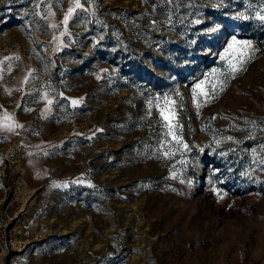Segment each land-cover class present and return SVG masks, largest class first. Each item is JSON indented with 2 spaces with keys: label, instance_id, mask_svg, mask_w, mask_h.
Returning <instances> with one entry per match:
<instances>
[{
  "label": "rangeland",
  "instance_id": "rangeland-1",
  "mask_svg": "<svg viewBox=\"0 0 264 264\" xmlns=\"http://www.w3.org/2000/svg\"><path fill=\"white\" fill-rule=\"evenodd\" d=\"M79 3L0 0V264H264V0Z\"/></svg>",
  "mask_w": 264,
  "mask_h": 264
},
{
  "label": "snow or ice",
  "instance_id": "snow-or-ice-1",
  "mask_svg": "<svg viewBox=\"0 0 264 264\" xmlns=\"http://www.w3.org/2000/svg\"><path fill=\"white\" fill-rule=\"evenodd\" d=\"M76 7H77V8L81 7V5H80V3H79V0H76ZM73 11H74V9H69V10H68V15H66V16H65V19H64V23H65V24H67V22H68V18H69V16H71V14H72ZM261 19H264V17H261ZM234 42H235V41H234ZM229 47L231 48L232 45H229ZM233 70H235V69H233ZM196 87H197V89H201V90H202V85H201V84H197ZM165 101L167 102V97H165ZM48 103H51V101H48ZM77 103H79V102H78V101H75V100L72 101V104H73V105H75V104H77ZM161 115L163 116V112L161 113ZM6 119H10V118H7V117H6ZM164 119L167 120L168 117L165 116ZM167 134H168V135H172L173 139L176 140L177 143H181V142H182L181 138L176 137V136L173 134V130H172V126H171V124L168 125V133H167ZM229 139H230V138H229ZM183 147H184L185 149H187L188 146H187L186 144H184ZM164 155L167 156V155H169V153H168V152H165Z\"/></svg>",
  "mask_w": 264,
  "mask_h": 264
}]
</instances>
